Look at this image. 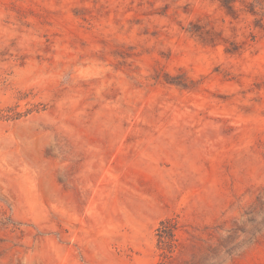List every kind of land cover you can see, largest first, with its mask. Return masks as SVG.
<instances>
[{"label":"rangeland","instance_id":"374dc122","mask_svg":"<svg viewBox=\"0 0 264 264\" xmlns=\"http://www.w3.org/2000/svg\"><path fill=\"white\" fill-rule=\"evenodd\" d=\"M235 9L0 0V264H159L176 216L171 264H264V0Z\"/></svg>","mask_w":264,"mask_h":264},{"label":"trees","instance_id":"16d2710c","mask_svg":"<svg viewBox=\"0 0 264 264\" xmlns=\"http://www.w3.org/2000/svg\"><path fill=\"white\" fill-rule=\"evenodd\" d=\"M221 6L227 11L228 15L236 14L235 4L239 0H219ZM250 13L255 14L253 10ZM256 27H263L262 19L257 21ZM228 52H231L228 50ZM180 231V222L178 216L163 220L156 230L158 239V249L161 251V261L159 264H171L173 255L179 248L178 233ZM222 245V244H221ZM217 250V249H214Z\"/></svg>","mask_w":264,"mask_h":264}]
</instances>
